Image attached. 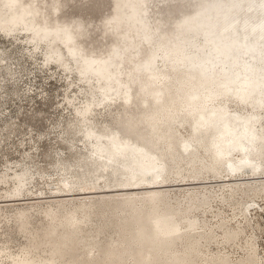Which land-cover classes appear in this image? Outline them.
Returning a JSON list of instances; mask_svg holds the SVG:
<instances>
[{
	"label": "rangeland",
	"instance_id": "rangeland-1",
	"mask_svg": "<svg viewBox=\"0 0 264 264\" xmlns=\"http://www.w3.org/2000/svg\"><path fill=\"white\" fill-rule=\"evenodd\" d=\"M53 1L23 0L36 11L33 30L51 29L53 47L65 52L71 72L45 61L46 47L36 48L28 32L13 39L0 35V201H16L0 202V264H202L208 254L217 256L214 264H264V107L256 125L260 149L252 156L259 172L246 174L253 178L247 180L231 174L203 140L188 160L176 133L188 138L190 126L170 117L175 94L169 81L183 88L188 103L201 92L221 91L225 76L219 69L207 77L193 63L205 52L202 28L233 0H58L57 15ZM90 61L106 75L91 72ZM159 63L168 65L170 75ZM104 85L111 87L112 104L94 105L97 129L105 135L119 130L121 137L132 135L159 149L170 163L159 184L199 185L50 197L61 178L93 167L80 166L89 142L82 138L75 107ZM229 108L251 110L234 100ZM158 110L172 123L155 124ZM222 176L229 178L218 182ZM150 185L125 190L157 187ZM159 219L179 229L159 228ZM136 225L148 237L134 260L114 256L125 231L134 232Z\"/></svg>",
	"mask_w": 264,
	"mask_h": 264
},
{
	"label": "bare ground",
	"instance_id": "bare-ground-1",
	"mask_svg": "<svg viewBox=\"0 0 264 264\" xmlns=\"http://www.w3.org/2000/svg\"><path fill=\"white\" fill-rule=\"evenodd\" d=\"M58 11L59 3L55 0L52 4V12L57 15ZM36 24V11L23 0H0V35L13 39L22 31L28 32L27 40L32 41L36 48L40 45L46 47L45 61H54L65 71L71 72L72 64L67 60L65 52L53 47L51 29L37 33L33 30ZM201 42L205 52L195 60L193 66L202 69L203 73L206 72L207 77H213L215 75L213 71L219 69L225 78L220 84L221 91L201 92V96L197 100H191L190 103L184 99L183 88L178 83L165 79L170 82L175 94L170 117H176L181 124H188L191 129L188 138L176 133L179 149L190 160L196 157V144L203 140L210 145L218 160L226 162L227 167L233 169L231 174H257L259 169L256 167L257 163L252 161V156L260 149L256 125L260 122L258 110L264 107V0H233L216 19L202 28ZM159 65L163 73L170 75L167 64L159 63ZM86 67L96 75H106V70L93 61L86 62ZM111 94L110 85L101 86L97 95H91L83 106L75 107V113L81 123L82 138L89 142L88 155L81 158L80 166L93 167L71 178L67 176L61 178L57 183L59 185L49 191L50 197L84 199L98 197L99 192L103 191H108L100 193L104 196H117L134 192L142 193L146 190L147 192L168 191L180 185H199L196 182H193V185L186 182L174 183L175 185L171 186L159 184L170 169V163L163 161L159 149H153L143 139H133L132 135L131 138L128 135L121 137L116 134L119 130L105 135L97 129V124L91 121L94 105L105 103L110 106ZM231 100L236 101L240 106H248L251 110L231 111L229 108ZM159 121L164 124L172 123L171 118L158 110L155 124ZM235 153H239L236 161L233 160ZM25 175L26 172H23L17 178L23 180ZM222 177L217 179L218 182L225 179ZM242 179L253 178L243 176ZM110 183H114V186L108 187ZM142 184L146 186L152 184L150 186L157 187L125 190L126 187ZM73 185L80 186L81 190H73ZM0 202L12 204L16 201ZM70 208L72 211L76 209L74 205H70ZM156 222L157 227L171 232L179 229L160 219ZM142 231V227L137 225L134 227V232L125 231L127 237L120 244H116L113 255L133 261V254L140 251L143 241L148 237V233ZM216 257L214 254L203 255L202 264H214Z\"/></svg>",
	"mask_w": 264,
	"mask_h": 264
},
{
	"label": "water",
	"instance_id": "water-1",
	"mask_svg": "<svg viewBox=\"0 0 264 264\" xmlns=\"http://www.w3.org/2000/svg\"><path fill=\"white\" fill-rule=\"evenodd\" d=\"M241 169H243V168H241ZM241 169H240V170H241ZM244 169H246V168H244ZM238 170H239V169H238ZM238 170H237V171H238ZM246 177H249V176L246 175ZM222 178L227 179L228 177L226 176V177H222ZM219 180H221V179H219ZM193 182H196V181H191V180H190V181H187L186 183L192 185ZM180 183H185V182H180Z\"/></svg>",
	"mask_w": 264,
	"mask_h": 264
}]
</instances>
